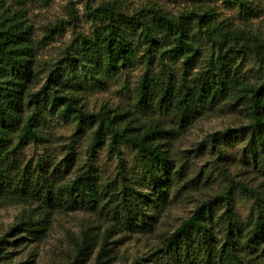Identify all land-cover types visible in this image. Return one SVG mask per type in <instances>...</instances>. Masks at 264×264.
Returning a JSON list of instances; mask_svg holds the SVG:
<instances>
[{
    "label": "trees",
    "instance_id": "obj_1",
    "mask_svg": "<svg viewBox=\"0 0 264 264\" xmlns=\"http://www.w3.org/2000/svg\"><path fill=\"white\" fill-rule=\"evenodd\" d=\"M27 1L0 0V208L19 204L36 207L33 217L23 218L0 240V261L11 257V253H6L7 247L17 248L23 241L43 239L47 210L58 206L73 211L85 204L96 206L99 202L92 164L80 171L71 184L55 191L53 181L61 170L52 167L49 171L51 163L46 157L23 160V150L28 144L48 142L43 128L54 118L72 124L75 134L94 128L89 152L92 155L102 146L105 136L109 139L110 152L120 155L121 146L136 152L142 169L141 182L148 184L152 199L151 195L137 191L135 183L127 182L122 173L119 175L122 191L112 192L111 197L119 196L118 219L124 231L152 230L154 216L147 215L144 207L151 203V209L157 212L163 208L173 184L172 176L179 174L173 172L172 162L161 142L174 138L197 116L215 110L222 103L228 107L242 106L249 112L251 124L240 129V136H248L244 153L264 175V38L216 22L214 14L206 10L211 0H194L201 4L198 11L178 19L156 8L146 12L148 19L140 15L129 17L122 1L115 0L91 12L99 25L93 36L73 38L65 56L50 70L45 84L32 93L37 80L34 62L39 43L33 39L32 27L27 22ZM225 1L243 15L255 14L257 3L264 2ZM61 30L57 27L52 32L61 33ZM201 40L208 42L211 56L198 71L192 72ZM140 48L143 54L137 58ZM240 55L254 58L263 73L258 84H251L240 73L236 62ZM166 58L181 60L180 76ZM139 61L143 63V73L136 92V106L140 111L157 110L169 117L172 123L169 128H165L160 119L136 127L135 120H123L129 113L110 116L109 111L98 114L85 111L78 94L87 83H102ZM155 65H158V73H155ZM222 137L225 142L236 135L228 131ZM211 139L214 144L219 142L216 135ZM72 158L73 154L69 153L62 162L64 169ZM236 187L255 198L245 223L238 219L229 203ZM61 191L66 193L65 197ZM221 198L227 202L222 214L223 246L216 248V235L210 226L214 208L202 205L169 238L166 252L171 261L197 264L198 256L202 255L205 264H233L232 251L237 243L250 251L264 243V197L245 184L232 181ZM114 214L117 216L116 212ZM36 216L39 218L35 219ZM109 232H105L100 242L97 264L111 259ZM9 235L14 240L9 241ZM97 241L96 236L85 233L81 241L75 242L74 264L85 262Z\"/></svg>",
    "mask_w": 264,
    "mask_h": 264
},
{
    "label": "rangeland",
    "instance_id": "obj_2",
    "mask_svg": "<svg viewBox=\"0 0 264 264\" xmlns=\"http://www.w3.org/2000/svg\"><path fill=\"white\" fill-rule=\"evenodd\" d=\"M115 0H28L27 22L32 27L33 39L39 43L36 50L34 71L37 73L36 86L32 93L37 92L47 81L49 72L64 56L77 35L92 37L98 23L91 12L107 2ZM123 10L129 17L140 15L148 19L146 12L156 8L167 13L171 18L196 12L201 4L194 0H121ZM258 4V12L243 15L239 9L225 0H211L206 10L214 14L216 22L237 30L264 38V2ZM61 28V33L52 30ZM243 44V43H242ZM240 44V45H242ZM143 48L137 52V58L142 56ZM199 56L192 72L211 56L206 40L199 42ZM242 58V60H241ZM180 76L181 60H167ZM239 71L251 84H258L262 76L254 58L250 55H240ZM159 72L158 65L154 67ZM143 73L142 61L136 62L119 74L106 78L102 83L89 82L78 94L85 111L98 114L109 111L110 116L129 113L125 119L135 120L136 127L146 126L153 119H160L165 128L172 123L170 118L157 110L140 111L136 106V92ZM35 85V84H34ZM251 124L249 112L242 106L228 107L224 103L215 110L197 116L190 122L186 130L179 131L174 138L165 139L162 148L167 151L172 162L173 184L169 188L166 204L158 212L151 209L149 203L144 207L147 215L154 216L153 228L147 232L124 231L120 226V209L117 206L119 196L112 192L122 191L121 173L129 183H135V189L151 195V189L143 179L142 169L136 159V152L121 146L120 155L109 151V139L105 136L102 146L90 154L93 140L92 129L75 134L73 125L55 119L43 128L48 142L43 145L28 144L22 154L23 160L29 161L37 157H46L52 167H57V178L53 181L55 191L69 185L80 171H85L92 164L96 171V189L100 196L96 206L85 204L83 207L69 211L61 207L47 210V229L42 240L23 241L21 247L9 248L6 253L11 257L0 264H74V243L81 241L85 233L97 237V246L92 254L81 264H97L100 242L107 234L111 259L104 264H178L169 258L166 249L169 238L194 214L202 205L214 208V218L210 225L215 233V245L220 249L224 244V227L222 214L226 207L221 195L232 181L245 184L250 189L264 197V175L258 165L248 161L244 153L248 136H240V129ZM231 131L235 138L223 141L222 136ZM217 136L219 142L214 144L211 137ZM73 154L71 161L64 169L67 155ZM60 165V166H59ZM56 176V175H55ZM63 197L66 196L64 191ZM255 198L247 195L240 187L233 190L230 204L238 219L246 222ZM36 205H6L0 208V240L26 216L33 217ZM114 212L117 213L114 214ZM37 214V213H36ZM34 214V215H36ZM36 216L35 219H38ZM24 238H27L22 234ZM9 241L11 235L7 237ZM238 244V243H237ZM235 245L232 251L235 258L233 264L264 263V243L254 251ZM197 264H205L202 255L197 258ZM230 264V263H229Z\"/></svg>",
    "mask_w": 264,
    "mask_h": 264
}]
</instances>
